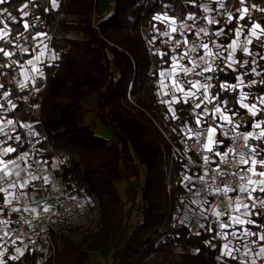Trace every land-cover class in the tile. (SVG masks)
Listing matches in <instances>:
<instances>
[{
  "label": "trees",
  "instance_id": "obj_1",
  "mask_svg": "<svg viewBox=\"0 0 264 264\" xmlns=\"http://www.w3.org/2000/svg\"><path fill=\"white\" fill-rule=\"evenodd\" d=\"M100 1L57 0L59 7L42 15V23L37 26L47 33L44 41L60 58L52 67L42 66L45 78L37 81L39 92L34 89L30 93L20 92L15 84V79H21L18 68L0 70L12 77L9 83V75L0 76V82L6 84L9 92H15L9 99L17 105L14 112L5 114L6 118L31 124L38 131L43 148L38 144L37 155L47 164L60 159V180L69 190L74 184L75 190L88 198L92 211L98 215L92 229L84 230L74 223L58 229V225L53 226L50 234L55 251L40 253L27 247L21 260L23 264H92V254H100L116 243L126 228L129 212L138 202L136 227L124 245L115 251L109 264H221L223 258L217 259L219 252L213 245L222 246L225 240L217 236L216 231L209 232L204 227L200 235H196L185 221L188 210L181 203L185 192L181 174L194 175L198 169L178 158L172 159L169 140L179 142L183 132L178 135L172 128L181 120H172L170 114L166 117V106L159 102L156 94L158 77L153 75L160 70L159 58L153 53L157 49L171 48L163 42L166 38L158 37L154 44L149 43L156 35L153 25L163 28L153 17L168 15L182 23L189 15H200V7L192 4L195 0H109V12L101 15ZM225 3L234 15L233 24L244 25L243 34L248 33L249 28L244 21L237 23V7L247 6L249 16L256 23L264 21V11L257 10L264 8V0H246L245 5H238L237 0H225ZM19 4L20 0H9L0 8L7 7L19 19V12L14 10ZM39 6L50 7L49 0H39ZM32 11L38 12L39 8ZM74 23L80 27H74ZM231 27L225 25V30ZM74 32L82 37L72 36ZM230 36L234 39V30ZM258 43L255 40L250 47L252 56H239L255 59L253 64L257 71L264 74L261 67L264 60L256 55L264 49L256 48ZM170 64L169 60L165 67ZM245 70H227V76L217 75L221 81L232 84L236 82V74ZM254 78L261 80V76ZM261 88L264 84L257 83L248 89L250 101L252 96L264 95L259 91ZM212 92L215 94L216 89ZM239 93V89L221 92V97L228 99L232 106V98H238ZM91 95L96 96V110L84 108V101ZM23 96H27V100L18 98ZM174 107L179 109L180 105ZM235 108L238 109V105ZM185 115L177 111L181 119ZM235 119L239 121L240 117ZM91 121L109 129L112 139L94 130ZM11 134L21 136L20 142L8 141L18 150L11 156L18 158L25 147L23 134L20 131ZM219 138L228 144L221 134ZM140 169H143V179L130 186L134 197L124 201L120 186L126 180H136ZM37 190H44L38 180L26 189L29 193ZM210 223L209 218L205 226ZM15 246L24 248L20 243ZM15 246L10 244L3 258L6 264H21L19 260L8 259L15 252Z\"/></svg>",
  "mask_w": 264,
  "mask_h": 264
},
{
  "label": "snow or ice",
  "instance_id": "obj_2",
  "mask_svg": "<svg viewBox=\"0 0 264 264\" xmlns=\"http://www.w3.org/2000/svg\"><path fill=\"white\" fill-rule=\"evenodd\" d=\"M8 3L9 0H0V5ZM216 3L220 6L218 10L215 9V5L213 8L205 5L204 12L216 11L220 19L207 15L199 18L197 15H189L187 20L191 21V24H177V20L168 15L153 17L155 21L163 25V28H156L153 25L156 35L149 39L150 44H154L158 37L166 38L163 40L165 45L172 43L173 33H179V36L185 37L183 41L175 39L171 50L157 49L153 53L159 58L157 67L160 69L158 73L153 72V75L158 77L159 90L156 94L160 97L159 102L166 106V117L170 114L172 120H181L180 124L173 126V132L178 135L183 132L188 139H194V145L200 144V137H204V142L200 146V152L204 153L200 157L203 163L199 165L203 168L202 174H194L195 179L183 173L181 175L183 176L182 183L188 192L192 196L202 197L200 200L193 199L191 203L197 206V211L203 215L205 221L213 217V223L218 230L214 229L211 223L207 226L200 225V227H204L209 232L216 231V235L226 241L222 246L213 245V248L219 252L217 259L220 260L223 257L221 264H231V262L248 264L249 256L255 255L261 257L262 264H264V95L252 96L250 101L251 93L242 91L238 98H232V106H229L228 99L221 97V92H235L242 87L252 88L257 83L264 84V74L250 66L255 62L254 60L235 58L238 49L244 56H252L248 47L253 44L251 37H255L259 42L255 45L256 48L264 49V39H261L264 30L259 35L257 32L264 21L256 23L249 16L247 6L237 7V23L244 21L250 30L249 33H244L247 38L241 41L244 25L236 27L233 24L234 15L229 12L225 0H216ZM245 3L246 0H237L238 5H245ZM49 4L50 7L40 8L39 0H20L19 6L14 9L19 12V19L13 16L7 7L0 8V70L6 68L20 70L19 76L23 79H15L20 92L27 90L30 93L33 89L39 92L40 87L37 81L45 78L43 67L54 66V62L60 58L58 53L44 42L47 33L37 26L38 23H42L44 13L59 7L57 0H49ZM255 7L253 4V8ZM33 8H39V11H32ZM257 10L264 11V8ZM225 13H228L226 18ZM198 19L204 21V24H198ZM249 20L252 22L249 23ZM10 24L15 27H11ZM213 24L220 25V27L210 34L208 26ZM225 25H232V27L226 31ZM233 30L236 39H231L230 33ZM189 31L196 39H191V36L187 35ZM202 36L208 37L207 42L201 39ZM221 37L223 39L218 42V38ZM189 40H191L190 44ZM228 40L231 42H226ZM177 49H181L182 54L178 53ZM256 55L264 60V52H258ZM25 57L31 58L25 59ZM169 60L171 61L170 66L165 67L169 65ZM48 61L52 63L49 64ZM182 61L187 63H182ZM237 64L241 68L249 66L247 72L237 73L234 78L235 83L221 81L217 73H224L227 76V69L236 72L234 65ZM209 73L212 75H207ZM4 75H9L8 82L11 83L10 74L0 71V76ZM244 75L248 76L247 85H245ZM252 75L261 76V80L258 82L252 79ZM213 80L216 81L215 84L212 83ZM213 88L216 89L215 94L212 92ZM0 89H3V92H0V98L7 101V106L0 103V135L6 137L0 141V145L8 144L11 140L20 142V135L11 134L16 131V125L19 122L8 119L5 115L17 109V105L9 99L10 96L15 95V92H9L3 82H0ZM259 91L264 92V88ZM18 98L27 100V96ZM174 105H180V108L177 109ZM183 105H189V107L185 108ZM208 105H211V108ZM235 105H238V109ZM241 109L245 111H240ZM178 110L186 114L183 119L177 116ZM228 113H231V116ZM236 117H240V120L237 121ZM189 124L192 126L189 127ZM19 127L29 129L31 137L39 135L33 130L31 124L20 123ZM248 127L260 131L258 133L238 131ZM6 129H10L11 132ZM217 129H220L223 137L232 145L231 147L224 140L215 138ZM28 142L32 143V141ZM36 144H40L43 148L39 139L35 141L33 148ZM17 151V148L10 144L6 147L0 146V193L3 194L0 196V203L8 207L11 213H35L37 210L27 205L21 204L20 207L12 205L26 198L27 194L24 190L29 187V179L31 181L42 179L47 184L48 177L32 174L30 172L32 165L27 159L29 153L24 152L22 155L18 154V158H13L11 154ZM211 157L217 159L213 160ZM40 162L37 161V163ZM34 187L39 188V185H34ZM217 199L220 203H216ZM36 203L39 204L38 201ZM48 211L47 207L43 208V212ZM0 214L7 215L8 213L4 211V207H0ZM222 217H227V221L222 222ZM0 224L4 226V229H8L4 230L3 235L0 236V249H2L0 250V264H6L3 257L8 251L9 243L15 246L17 243L23 244L24 242L18 238L12 239L8 220H0ZM226 228L232 230L225 232ZM196 235L200 233L197 232ZM229 236L231 239H228ZM257 244L260 245L258 251L254 250ZM26 250V245L24 248L15 247L16 255L9 256L8 259L19 260L23 264L21 258L25 257ZM251 264H256V261L252 260Z\"/></svg>",
  "mask_w": 264,
  "mask_h": 264
},
{
  "label": "built area",
  "instance_id": "obj_3",
  "mask_svg": "<svg viewBox=\"0 0 264 264\" xmlns=\"http://www.w3.org/2000/svg\"><path fill=\"white\" fill-rule=\"evenodd\" d=\"M208 107L211 108V105H208ZM17 122L19 123H17L16 131L14 133H18L20 131L23 134V141L25 144L24 149L19 155H22L24 152H28L29 156L27 159L31 163V168L33 169L35 175L48 177L49 182L47 184H45L42 179L38 181L41 182L42 188H44L45 192L48 193V199L51 200V205H46L43 200L32 199L29 192L24 190L27 194L26 198H23L20 203L14 202L12 206L20 207L21 204H24L35 208L37 211L35 213L25 212L23 214L11 213L8 207L0 203V207H4V211L8 213L7 215L0 214V220L9 221V229L11 230L12 239L18 238V240L23 241V244L20 243L22 246L25 247L26 245L27 247H31L40 253L51 251L54 252L55 244L50 234V230L54 223L56 221H61V219H63V221L69 220V222L76 223L88 214V209H91V206L87 207L83 204L82 196L76 192L74 184L70 186L69 190L68 187H66L60 180L58 168L62 164L61 160L55 159L51 164H47L44 163V161L37 155L38 144L35 145V148H33V144H35V141L39 139V135L37 137L29 136V129L19 127V124L23 122ZM33 130L38 133L36 129ZM238 131H250L258 133L260 130L249 127L247 129H240ZM218 140H220V138H218ZM28 141H32V143H29ZM169 141L171 144L172 159L178 158L190 166L196 167L198 171L195 175L202 174L203 168H200L199 165L203 163L200 157L204 153L200 152V146L204 142V137H200V144L195 145L194 139H188L184 133H182L178 143L171 140ZM240 143L243 142L240 141ZM253 143L255 142L253 141ZM192 145L194 146L190 147ZM228 146L231 147L232 145L228 142ZM211 158L213 160L217 159L216 157ZM37 161L41 162L37 163ZM187 175L193 176V179H195V175ZM201 198V196H192V194L185 188V192L181 196V203L183 202L182 205L184 207L196 206L192 204L191 201L193 199L200 200ZM206 198L212 199L211 197ZM37 201L39 204L36 203ZM216 203H220V201L217 199ZM44 207H47L49 211L46 213L43 212ZM227 219V217L221 218L222 222L227 221ZM24 221H28L29 223H25ZM213 221L214 218L210 217L211 224H213V226L218 229ZM4 230L8 229H4V226L0 224V236L3 235ZM225 230H231V228H226ZM9 246L10 243L8 245V249Z\"/></svg>",
  "mask_w": 264,
  "mask_h": 264
},
{
  "label": "rangeland",
  "instance_id": "obj_4",
  "mask_svg": "<svg viewBox=\"0 0 264 264\" xmlns=\"http://www.w3.org/2000/svg\"><path fill=\"white\" fill-rule=\"evenodd\" d=\"M192 4H193V5L198 4L199 7H200L201 14H200V15H197L198 18H199L200 16L207 15V16H209V17H215L216 19H220V16L217 14L216 11H211V12H208V13H205V12H204V6H205V5L208 6L209 8H213V5H215V9L218 10V9L220 8V6H219L218 3H216V0H195L194 2H192ZM109 8H110V1H109V0H101V1H100L99 13H102V12H105V11H106V12H107V11L109 12ZM182 23H184V24H191L192 22L187 20V21L182 22ZM197 23L200 24V25H203V24H204V21L198 19ZM177 24H180V23L177 22ZM73 26L77 28V27H80V24H78V23H74ZM208 27H209V31H210V34H211L212 32H214V31L218 28V25L213 24V25H210V26H208ZM262 30H264V27L261 26V29H258V30H257L258 35L261 33ZM185 31H187V30L185 29ZM249 32H250V30H249ZM249 32H248V33H249ZM172 35H173V41H172V43H169L170 48H172V47L174 46L175 39L178 38V39H180L181 41H183V40L185 39V37L179 36V33H173ZM187 35H188V36H191V32H190V31L187 32ZM72 36H74V37H79V38L82 37V35H81L79 32H74V33H72ZM263 36H264V35H262L261 37H263ZM246 38H247V37L242 33V35H241V37H240V40H241V41H244ZM251 38H252L253 42L256 40L255 37H251ZM191 39H196V37L191 36ZM201 39H203L205 42H207L208 37H203V36H202ZM234 39H236L235 36H234ZM218 42H219V38H218ZM190 43H191V40H189V44H190ZM210 47H211V45H210ZM248 47H249V50H250L251 45H248ZM177 52L182 54L181 49H177ZM239 55H243V53L240 52V50L238 49L235 58H236L237 60H241V59L248 60L246 57H245V58H240ZM253 60L256 61L255 59H253ZM253 60L251 59L250 61H253ZM182 63H185V64H186L187 62H186V61H182ZM250 66H251V67H255V68L257 69L256 64L251 63ZM234 67H235L236 69H243V70H245V69L248 68L249 66H245V67L241 68V67L239 66V64H237V65H234ZM227 70H231V69H227ZM247 70H248V69H247ZM247 70H245V73L247 72ZM241 74H244V73H241ZM207 75H212V74L209 73V74H207ZM254 76H255V75H252L251 78L257 81V79H255ZM243 78H244V80H245V85H247V84L249 83L248 76H247V75H244ZM248 89H249L248 87H242V88H240L239 90H240V92H242V91H243V92H249ZM249 93H250V92H249ZM177 95L179 96L180 94H177ZM164 99H168V97H164ZM249 99H250V98H249ZM4 102H6V104H5ZM0 103H3V104H5V106H7V101H6V100H3L2 98H0ZM90 107H91V108H94V109L96 110V107H97V103H96V101L93 102V103L91 104ZM228 115L231 116L230 113H228ZM14 121H15V120H14ZM108 131H109V134H111V131H110V130H108ZM220 133H221V131H220L219 129H217V133H216V137H215L217 140H218V138H219V134H220ZM102 136L105 137V138H108V137L105 136V135H102ZM4 138H5V137H4L3 135H0V141L4 140ZM0 146L6 147L7 145L4 144V145H0ZM5 159H6V157H5ZM55 159H58V158H55ZM55 159H54V160H55ZM59 160H60V159H59ZM142 171H143V169H140V170H139V176L136 178V180H133V181H131V182H129L128 180H126L125 182H123V183L121 184V186H120V192H121V195H122L124 201L131 200L132 197H134V195H133V191L131 190V187H130V186H131V185H134V184H137L138 181L140 182V181L143 179V172H142ZM44 191H45V190H44ZM76 192H77V191H76ZM77 193H78V192H77ZM45 194H46V196H48V193H47V192H46ZM78 194H79V193H78ZM79 195L82 196L83 204H84L85 206H87V207H90L91 204H90L88 198H87L86 196H84V195H81V194H79ZM127 205H128L127 207L130 206V204H127ZM139 207H140V204L137 202V203H136V206H135L134 209L139 208ZM186 208H187L188 212L185 214V221L189 224V226L191 227V230H192V231H194V232H199L200 229L203 228V227H200V225H206V222H207V221H205L204 218H203V215H201V214L197 211V206H192L191 208H190V207H186ZM134 209H133V210H134ZM88 210H89V211H88V214H87L83 219H80V220H79L78 222H76V223H74V222H69V220H65V221H63V219H61V221H56V222L54 223L53 226H57V225H58V226H57V229H58L59 227H61V226H63V225H71V224H69V223H74V224H75V225H74L75 227H82V229H84V230H86V228H87V229H92V228L96 225V221H97V219H98V215H97V213H96L95 211H92L90 208H89ZM130 212H132V211H130ZM130 212H129V219H130L131 216H133V214L130 215ZM205 215H206V213H205ZM209 218H210V217H209ZM127 220H128V219H127ZM231 230H232V229H231ZM231 230H230V231H231ZM230 231H228V232H230ZM228 239H231V237L229 236ZM225 242H226V241H225ZM225 242H224V243H225ZM233 243H235V241H233ZM259 246H260L259 244L255 245V246H254V250L258 251ZM15 247H19V246H15ZM23 247H24V246H23ZM21 248H22V247H21ZM14 255H16V252H14V253L12 252L10 256H14ZM3 258H4V257H3ZM221 258H223V257H221ZM241 258H243V257H241ZM252 260H255V261H256V264H262V258H261V257L255 256V255H250L249 258H248V264H251V261H252Z\"/></svg>",
  "mask_w": 264,
  "mask_h": 264
},
{
  "label": "crops",
  "instance_id": "obj_5",
  "mask_svg": "<svg viewBox=\"0 0 264 264\" xmlns=\"http://www.w3.org/2000/svg\"><path fill=\"white\" fill-rule=\"evenodd\" d=\"M108 11L106 12H102L100 13L101 15L107 14ZM45 40V38H44ZM45 42V41H44ZM21 79H23V77H21ZM96 101V96L95 95H91L89 96L85 101H84V108L86 109H91V104L93 102ZM92 128L96 131H98L99 133H101L102 135L107 136L109 139H112V134H109V129H106L103 127V125H98V123L96 121H91L90 122ZM9 131V129H6ZM6 138V137H5ZM30 172L32 174L35 175L34 171L32 168H30ZM26 178H27V174H25ZM35 181H31L29 179V184L33 183ZM44 189V188H43ZM26 190V189H25ZM46 192L44 190H37V191H32L30 192V197L32 199H36V200H43L45 202L46 205H51V200L48 199V196H46L45 194ZM3 194L0 193V196H2ZM138 209L136 208L134 210H132V212H130V215L133 214V216L128 217L127 223H126V228L123 230V232L121 233V235L118 237L116 243L108 248H105L100 254H92V259H93V263L92 264H109L111 258L113 257L115 251L120 248L122 245H124L128 235L131 233V231L136 227V223L138 221Z\"/></svg>",
  "mask_w": 264,
  "mask_h": 264
}]
</instances>
